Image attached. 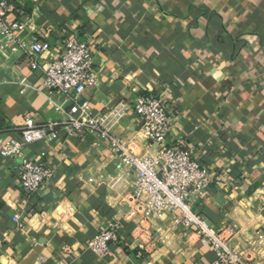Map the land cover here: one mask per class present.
Returning a JSON list of instances; mask_svg holds the SVG:
<instances>
[{"label":"crops","instance_id":"0c3cea01","mask_svg":"<svg viewBox=\"0 0 264 264\" xmlns=\"http://www.w3.org/2000/svg\"><path fill=\"white\" fill-rule=\"evenodd\" d=\"M13 2L32 18L31 33L52 42V54L71 34L89 42L100 81L85 95L97 113L120 106L124 117L114 131L135 152L159 151L140 130L136 98L166 99L168 144L193 147L215 176L193 197L195 209L216 228L236 225L231 246L264 264V0ZM32 62L0 41V137L17 136L13 128L25 117L59 116L40 88L43 68ZM54 100L64 101L58 94ZM24 155L43 159L55 176L27 197L16 176L20 160L0 155V264H217L216 251L164 219L153 224L160 240L153 254L137 256L129 221L110 257L88 247L108 221L125 217L136 178L98 135L61 131L28 144Z\"/></svg>","mask_w":264,"mask_h":264},{"label":"built area","instance_id":"2783aa9c","mask_svg":"<svg viewBox=\"0 0 264 264\" xmlns=\"http://www.w3.org/2000/svg\"><path fill=\"white\" fill-rule=\"evenodd\" d=\"M32 23V18L17 9L13 0H0L3 47L12 54L22 53L33 58V68H43L40 88L47 92L50 104L59 115L41 122L25 117L23 123L13 128L18 130L17 136L0 137V155L20 160L16 176L26 196H34L55 176V171L43 159L25 157L28 144L52 141L61 131L80 137L96 134L106 141L109 151L119 158L120 165L136 173L125 217L108 221L88 242V247L101 259L110 257L111 245L123 240L126 221L134 224L131 236L139 250L137 256L153 254L160 248L153 224L164 219L170 229H178L188 237L195 234L201 244L216 251L217 264H262L245 251L231 246L236 225L216 228L195 209L193 197L203 196L215 182V176L197 158L193 147L186 146L181 140L168 144L172 116L166 99L159 94L146 93L136 98L134 108L140 130L150 144L159 146V151L156 155L135 152L130 143L114 131L124 117L120 106L97 113L85 95L100 81V71L95 67L89 42L71 34L54 55L51 41L40 40L31 33ZM56 94L64 99L63 103L54 100ZM45 154L42 152L40 156ZM14 220L19 223L21 217L16 215Z\"/></svg>","mask_w":264,"mask_h":264}]
</instances>
